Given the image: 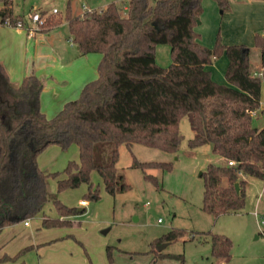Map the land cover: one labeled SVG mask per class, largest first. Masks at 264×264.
<instances>
[{
	"label": "trees",
	"instance_id": "1",
	"mask_svg": "<svg viewBox=\"0 0 264 264\" xmlns=\"http://www.w3.org/2000/svg\"><path fill=\"white\" fill-rule=\"evenodd\" d=\"M214 1L222 11L230 7L229 0ZM71 2L66 0L63 18L57 14L45 17L44 27L65 19L81 54H101L97 76L82 86L76 98L47 117L40 107L42 81L30 73L13 83L0 62V231L5 225L33 216L50 197L61 216L84 210L50 196L47 178L57 172L40 169L36 161L47 145H77L79 161L67 162L65 176L56 181L57 189L86 182L85 199L95 200L99 189L90 180L92 170L98 172L109 194L125 191L128 184L115 166L118 146L130 148L137 142L174 152L179 141L178 124L185 115L193 130L188 147L208 144L225 159L224 163H207L200 172L201 208L212 215L242 209L245 190L238 171L264 179V125L258 127L252 122V111L260 106L264 71L254 74L250 47L225 44L219 35L212 46L202 44L194 29L202 0H128L125 13L111 1L82 14L72 11ZM3 3L0 18L22 17L12 13L11 0ZM158 44L170 47L171 62L166 66L155 61ZM254 46L262 67L264 37L258 32ZM221 54L228 59L226 83L214 80L206 67ZM131 166L140 168L145 178L157 184L156 177L145 169L169 170L172 163L140 161L133 156ZM68 221L42 218L45 226ZM183 235V229L174 228L154 242H169ZM205 235L212 256H229L228 236L209 231ZM150 250L154 253L145 264H154L159 257L180 256Z\"/></svg>",
	"mask_w": 264,
	"mask_h": 264
},
{
	"label": "rangeland",
	"instance_id": "2",
	"mask_svg": "<svg viewBox=\"0 0 264 264\" xmlns=\"http://www.w3.org/2000/svg\"><path fill=\"white\" fill-rule=\"evenodd\" d=\"M90 1L98 0H76L74 12ZM11 2L13 11L19 14L39 5L57 8V17L65 15L66 0ZM244 8L248 14L241 17L243 23L234 28L233 33L249 44L253 67L258 70L255 67L258 50L251 41V30L255 28L258 33L263 30L264 4L256 0ZM122 12L126 10L122 9ZM223 23L222 32L226 33L230 32L225 25L235 27L237 24L227 20ZM157 47V63L165 66L171 62V57L163 52L169 45L158 44ZM262 99L264 107V95ZM252 122L256 126L264 124L260 107L252 114ZM178 131L179 141L174 152L137 142L130 148L120 144L115 166L123 173L128 188L111 195L105 190L98 172L92 170L90 180L98 187L99 197L86 199L87 203L79 201L86 198V182L61 190L56 184L58 178L65 176L67 162L79 161L77 145L71 143L62 148L54 144L44 148L39 152L40 166L57 172L56 176L47 178L50 196H56L69 207L84 210L61 216L50 197L42 209L28 219L30 226L17 221L0 231V264H110L109 259L113 264H145L154 253L150 249H157L158 244L165 242L154 241L174 228L183 229L184 235L169 241L161 251L180 256L159 257L154 264H264V179L246 176L245 203L239 211L218 215L206 212L201 208L203 183L200 172L207 163H217L221 157L208 144L188 147L192 129L186 115L180 119ZM133 156L140 161L171 162L172 167L169 170L146 168V173L156 177L155 184L144 177L140 168L131 166ZM43 217L69 221L45 226ZM260 219H263L262 223ZM103 229L107 231L102 232ZM208 231L225 234L231 239L230 254L221 262L219 257L210 254V243L204 239H208V236L204 237Z\"/></svg>",
	"mask_w": 264,
	"mask_h": 264
},
{
	"label": "crops",
	"instance_id": "3",
	"mask_svg": "<svg viewBox=\"0 0 264 264\" xmlns=\"http://www.w3.org/2000/svg\"><path fill=\"white\" fill-rule=\"evenodd\" d=\"M111 1L119 5L121 4L122 9L126 10L128 0H98L82 4L83 8L75 12L76 14H82L87 9H100ZM255 1L256 0H229V9L226 11L220 9L218 12L219 7L214 0H202V12L194 27L195 31L199 34L198 40L206 46H212L216 36L219 35L221 41L225 44L244 43L248 46L249 44L244 42L240 35L236 36V33L234 35L233 29L240 27V24L243 23L241 17H246L245 14L247 11L244 5H250ZM258 1L264 4V0ZM75 2L76 0H72L71 2L73 12L76 4ZM3 5V0H0V8H2ZM52 8H54V6L51 8H43L39 5H33L28 12L19 14L13 11L11 2L12 13L14 15H21V18L26 23H28V15L33 9L44 11V17H47L49 15L58 14L59 10L57 9V12L52 13ZM224 20L225 22L227 20L228 23H237L235 27H233V25H225L227 28L226 30L230 33L222 32V25L224 26L225 24L223 23ZM251 32L253 39H251V41L254 44V34L259 31L253 28ZM260 34L264 37V28ZM158 52L159 50L156 45V62ZM163 52L167 54V57L170 56V47H167V49L164 47ZM100 57L101 54L99 52H88L84 54L79 52L76 44L72 41L68 22L65 19H62L56 24L37 29L32 35H28L26 30L22 28L0 25V62L4 66L10 81L13 83H19L24 76L30 73H34L42 81L43 87L40 92V107L47 117H51L57 113L66 101L76 98L82 86L87 81L97 76V64ZM227 63L228 59L226 55L221 54L211 64L206 66L207 69L210 70L214 80L221 83L227 82L224 77ZM255 67L259 69L261 67L259 56L256 58ZM263 95L264 86L261 87L260 109L263 107ZM49 146H54V143L47 145L45 148ZM36 161L40 169L52 171L50 168H43L44 166H40L42 163H40L41 157L39 153L36 157ZM224 162L225 159L221 157L217 163ZM246 176L247 175L241 173L238 177L239 180H242L244 190L246 189ZM79 201L87 203L86 199H81ZM254 213L256 214L257 212L255 211ZM21 221H23L24 226H30V221H28V224H25L24 220ZM7 226L10 225H5L2 229ZM219 258L220 262L224 259L222 257Z\"/></svg>",
	"mask_w": 264,
	"mask_h": 264
},
{
	"label": "built area",
	"instance_id": "4",
	"mask_svg": "<svg viewBox=\"0 0 264 264\" xmlns=\"http://www.w3.org/2000/svg\"><path fill=\"white\" fill-rule=\"evenodd\" d=\"M51 12L52 13L57 12V8L55 7L52 8ZM44 20H45L44 14H42L41 11L38 9H33L32 11H30L28 15V23H26L22 18L12 19L11 16L6 15L3 18H0V25L7 26V27L22 28L26 30L28 35H32L35 30L41 29L42 27H44ZM263 71H264V65L260 67L259 70H256L254 74L262 75ZM254 111H252V114L254 113ZM261 112H263L264 114V107H261ZM227 163L230 165H235V162L233 160H228ZM240 174L241 172L238 171V175ZM83 202L84 201H82V203ZM262 222H263V219H260V223ZM24 223L28 224V219H25Z\"/></svg>",
	"mask_w": 264,
	"mask_h": 264
},
{
	"label": "water",
	"instance_id": "5",
	"mask_svg": "<svg viewBox=\"0 0 264 264\" xmlns=\"http://www.w3.org/2000/svg\"><path fill=\"white\" fill-rule=\"evenodd\" d=\"M197 21H198V19H197ZM235 186H236V188H238V183H237V182L235 183ZM106 231H107V229H103V230H102V232H106ZM167 243H168V242L165 241V242H163V243L158 244V245H157V249H158V250H161L162 248H164V247L167 245Z\"/></svg>",
	"mask_w": 264,
	"mask_h": 264
}]
</instances>
